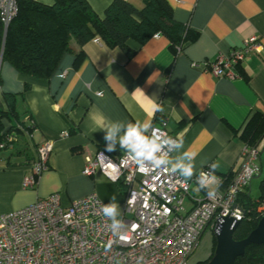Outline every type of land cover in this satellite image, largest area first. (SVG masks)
Here are the masks:
<instances>
[{
    "label": "crops",
    "instance_id": "0c3cea01",
    "mask_svg": "<svg viewBox=\"0 0 264 264\" xmlns=\"http://www.w3.org/2000/svg\"><path fill=\"white\" fill-rule=\"evenodd\" d=\"M86 1L102 17L112 0ZM126 1L142 7L140 0ZM166 1L174 20L196 33L176 55L163 36L142 45L129 42L135 48L131 57L94 39L81 48L72 42L71 52L62 56L47 80L19 74L0 59V108L7 109L2 95L12 94L18 115L0 120V133L11 137L0 149V213L54 194L67 207L93 193L104 205L115 195L121 214L123 186L99 172L82 175L85 158L99 151L106 142L104 129L115 121L151 120L153 127L164 121L170 135L184 140L183 149L173 150V162L188 150L196 154V174L210 164L219 165L212 168L216 176L233 172L244 146L243 127L254 114L264 115V0ZM251 36L258 37L262 49L245 57L236 78H215L203 67L192 66L228 55ZM79 51L82 55L75 61ZM154 105L163 111H155ZM46 141L52 142L48 169L33 189H23L35 148ZM122 150L117 145L114 152ZM258 164L261 172V156ZM251 189L252 181L249 193ZM191 193L196 194L194 186Z\"/></svg>",
    "mask_w": 264,
    "mask_h": 264
},
{
    "label": "built area",
    "instance_id": "2783aa9c",
    "mask_svg": "<svg viewBox=\"0 0 264 264\" xmlns=\"http://www.w3.org/2000/svg\"><path fill=\"white\" fill-rule=\"evenodd\" d=\"M16 11V0H0L3 36ZM261 49L258 37L251 36L228 55L192 66L203 67L215 78L232 80L245 57ZM165 126L159 121L154 128L165 140L168 136L176 138ZM7 141L11 137L7 136ZM51 152V141L36 146L31 173L22 180L23 189L36 186L38 177L48 169ZM172 152L167 146L160 154L171 156ZM259 158L257 147L244 145L229 179L217 176L219 187L210 186L215 189L210 198L207 189L192 194L191 187H199L201 171L214 174L211 164L185 182L167 168L142 172L124 150L118 155L98 151L85 158L82 175L99 172L123 186L121 233L110 230L111 221L102 214L104 204L95 194L74 200L67 207L54 194L20 210L0 213V264H189L202 236L214 234L221 219H243L237 198L259 175ZM257 211L264 213V202Z\"/></svg>",
    "mask_w": 264,
    "mask_h": 264
},
{
    "label": "trees",
    "instance_id": "16d2710c",
    "mask_svg": "<svg viewBox=\"0 0 264 264\" xmlns=\"http://www.w3.org/2000/svg\"><path fill=\"white\" fill-rule=\"evenodd\" d=\"M140 1L142 7L136 8L126 0H112L103 16L99 17L86 0H53L50 5L35 0H16L17 11L6 28L4 38L0 23L1 60L28 78L47 80L62 56L71 52L72 42L81 48L94 39L131 57L135 48L129 42L142 45L153 36H163L176 55L195 39V32L174 20L166 0ZM80 55L82 51L75 55L74 60L77 61ZM2 97L7 109L3 111L0 108V120L10 119L9 116L15 119L18 115L14 95L3 94ZM6 135L0 133L2 148L10 144ZM263 137L264 115L254 114L243 127L240 139L244 145L257 147ZM98 149L108 155L120 154L119 151H106V142ZM230 176L231 173L221 177L227 180ZM258 191L255 199L247 188L238 195L237 202L244 211V217L233 233L236 241L244 239L264 216L257 211L264 202V177L259 182ZM235 264H264V246H248Z\"/></svg>",
    "mask_w": 264,
    "mask_h": 264
},
{
    "label": "clouds",
    "instance_id": "9594fccd",
    "mask_svg": "<svg viewBox=\"0 0 264 264\" xmlns=\"http://www.w3.org/2000/svg\"><path fill=\"white\" fill-rule=\"evenodd\" d=\"M154 110L163 111L159 105H154ZM155 129L151 120L134 123L115 121L104 129L106 151H116L119 145L136 162L142 172H147L149 169L167 168L171 173L182 177L185 182L191 180L196 175V154L188 150L181 151L173 162L169 155L160 153L167 146H171L174 151L183 149L184 140L180 137L169 136L165 140ZM150 131L151 134H149ZM218 167L217 164L212 165L213 170ZM197 182L199 187L196 191L207 189V195L210 198L215 195V189L210 186L215 185L218 188L220 184L217 176L202 171L197 176ZM102 214L111 221L110 230L119 235L123 228V221L120 218V206L115 195L111 196L110 203L102 207Z\"/></svg>",
    "mask_w": 264,
    "mask_h": 264
},
{
    "label": "water",
    "instance_id": "95a60500",
    "mask_svg": "<svg viewBox=\"0 0 264 264\" xmlns=\"http://www.w3.org/2000/svg\"><path fill=\"white\" fill-rule=\"evenodd\" d=\"M238 224V221L229 218L221 219L217 223L213 234L215 239L213 254L202 264H235L238 258L243 257L248 246H264V216L244 239L236 241L233 239V233Z\"/></svg>",
    "mask_w": 264,
    "mask_h": 264
},
{
    "label": "rangeland",
    "instance_id": "374dc122",
    "mask_svg": "<svg viewBox=\"0 0 264 264\" xmlns=\"http://www.w3.org/2000/svg\"><path fill=\"white\" fill-rule=\"evenodd\" d=\"M10 119L13 120L12 116H9ZM259 151H261V164H262V168H261V172L260 175L258 177H255L252 180V189H251V197L252 198H257L259 195V191H258V185L259 182L261 180V178L264 177V142H262L261 144H259ZM213 234L206 232L196 250L194 251V253L192 254V256L190 257L188 263L189 264H195L196 262L199 261H203L204 263L207 262L209 260V258L212 256L213 251H214V247H215V241L213 242Z\"/></svg>",
    "mask_w": 264,
    "mask_h": 264
},
{
    "label": "flooded vegetation",
    "instance_id": "af4514ba",
    "mask_svg": "<svg viewBox=\"0 0 264 264\" xmlns=\"http://www.w3.org/2000/svg\"><path fill=\"white\" fill-rule=\"evenodd\" d=\"M204 263L203 261L196 262L195 264H202Z\"/></svg>",
    "mask_w": 264,
    "mask_h": 264
}]
</instances>
